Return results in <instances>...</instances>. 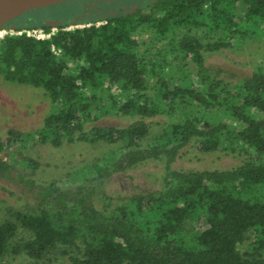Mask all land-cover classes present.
<instances>
[{
  "label": "trees",
  "instance_id": "16d2710c",
  "mask_svg": "<svg viewBox=\"0 0 264 264\" xmlns=\"http://www.w3.org/2000/svg\"><path fill=\"white\" fill-rule=\"evenodd\" d=\"M134 4L101 23L58 25L56 31L43 20L13 25L50 34L1 39L0 75L43 88L54 106L36 131L41 142H106L117 151L94 163L92 174L64 185L14 173L0 156V178L19 184L33 200L0 220V264L9 253L26 254L28 264H55L44 261L51 253L66 254L71 264H264V70L257 66L229 86L219 75L222 69L211 70L203 55L247 36L245 23L264 39V0ZM193 30L212 37L203 41ZM170 56L185 61L177 76L162 69ZM190 62L195 79L184 73ZM108 107L136 118L124 125L99 124L95 110ZM222 111L237 123L216 117ZM156 115L170 120L152 135L145 118ZM21 134L10 129L0 151ZM223 139L245 149L239 165L170 166L186 145L195 142L210 151ZM20 156L32 170L39 166ZM152 158L166 160L160 187L96 205L95 196L114 173ZM250 235L240 250L238 244Z\"/></svg>",
  "mask_w": 264,
  "mask_h": 264
},
{
  "label": "rangeland",
  "instance_id": "374dc122",
  "mask_svg": "<svg viewBox=\"0 0 264 264\" xmlns=\"http://www.w3.org/2000/svg\"><path fill=\"white\" fill-rule=\"evenodd\" d=\"M64 0L58 3L42 6L19 14L15 18L20 23H9L3 29H12L13 25L44 23L52 26L51 31H56L58 25H66V28L89 25L92 22L101 23L102 18L120 12V7L128 9L134 7L135 0ZM133 1V2H128ZM146 4V0H141ZM17 21V22H18ZM40 28V27H37ZM42 29V28H40ZM241 29L247 32V36L237 38L232 46L215 50H204V61L211 70L220 68V76L223 84L233 86L245 75L250 74L257 66L264 70V39L253 35L251 23L242 24ZM43 30V29H42ZM203 41L212 37L211 33L201 30H193ZM46 37L49 33L45 32ZM185 63L172 56L167 57L162 69L166 75L181 74L178 65ZM184 73L191 74L195 79L196 67L193 63L185 64ZM153 79L150 83L152 84ZM171 82V81H170ZM104 99V98H103ZM54 108L43 88L6 80L0 75V140H5L10 129L21 132L12 142L0 151V156L12 164L13 169L31 176L37 182L49 183L55 181L58 184H72L78 182L83 176L94 172L93 164L104 161L103 157L110 151L116 150L114 144L97 141L76 140L63 141L54 146L49 142H41L37 137V129L42 125L43 118ZM99 124L124 125L136 117L123 115L108 107L107 112L96 109ZM218 115V116H217ZM216 117L237 123L236 119L226 113L218 112ZM151 126V134L156 133L161 125L170 120L169 116L156 115L146 117ZM94 122V121H92ZM246 148V147H245ZM32 157L39 162V166L32 170L27 167L20 156ZM245 149L234 143H227L224 139L215 150H200L195 142L186 145L181 153L170 163L177 169H229L239 165L245 159ZM166 167L164 158H152L138 162L126 170L114 173L108 180L103 192L95 196V203L101 207L104 202L113 204L125 201L134 193L158 188L163 184ZM33 204L32 197L25 192L19 184L0 178V220L10 215V210ZM190 225H188L189 227ZM195 230L201 226L196 223ZM252 239V235L238 244L240 250H245ZM32 261L24 253L6 254L2 258L3 264H28ZM44 261L55 264H71L66 254L51 253L44 257Z\"/></svg>",
  "mask_w": 264,
  "mask_h": 264
},
{
  "label": "water",
  "instance_id": "95a60500",
  "mask_svg": "<svg viewBox=\"0 0 264 264\" xmlns=\"http://www.w3.org/2000/svg\"><path fill=\"white\" fill-rule=\"evenodd\" d=\"M64 0H0V28L9 20L28 10L58 3Z\"/></svg>",
  "mask_w": 264,
  "mask_h": 264
},
{
  "label": "built area",
  "instance_id": "2783aa9c",
  "mask_svg": "<svg viewBox=\"0 0 264 264\" xmlns=\"http://www.w3.org/2000/svg\"><path fill=\"white\" fill-rule=\"evenodd\" d=\"M23 32L28 35H33L35 37H46L44 31L37 27L36 28H22V29H17V30L13 28L12 29L0 28V41L5 34H21Z\"/></svg>",
  "mask_w": 264,
  "mask_h": 264
},
{
  "label": "flooded vegetation",
  "instance_id": "af4514ba",
  "mask_svg": "<svg viewBox=\"0 0 264 264\" xmlns=\"http://www.w3.org/2000/svg\"><path fill=\"white\" fill-rule=\"evenodd\" d=\"M48 6H49V5H48ZM13 20H14V21H9V23H11V22H12V23H15V24H16V23H20V22L17 20V18H15V19H13ZM17 21H18V22H17Z\"/></svg>",
  "mask_w": 264,
  "mask_h": 264
}]
</instances>
